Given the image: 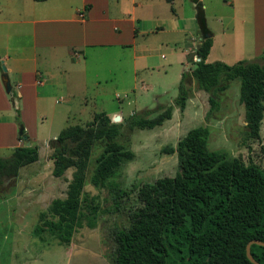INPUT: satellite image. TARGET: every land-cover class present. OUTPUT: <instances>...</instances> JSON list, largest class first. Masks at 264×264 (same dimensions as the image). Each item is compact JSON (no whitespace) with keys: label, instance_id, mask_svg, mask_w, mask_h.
Returning a JSON list of instances; mask_svg holds the SVG:
<instances>
[{"label":"trees","instance_id":"obj_1","mask_svg":"<svg viewBox=\"0 0 264 264\" xmlns=\"http://www.w3.org/2000/svg\"><path fill=\"white\" fill-rule=\"evenodd\" d=\"M190 1L198 28L207 31L201 4ZM210 45V37L199 40L193 51L198 60L192 61V69L181 73L172 104L130 114L116 122L104 112L93 113L89 121L67 125L50 139V173L65 180L66 189L62 198H53L37 212L33 237L67 244L78 228L84 224L94 226L98 202L83 186L96 146L100 151L88 183L95 189L110 187L114 191L112 208L118 209V200L127 191L110 180L134 156L117 140L121 129L157 128L171 118L173 106L182 112L189 91L187 76L199 89L211 93L224 89L227 81L236 80L245 134L259 139L264 119V62H206ZM8 95L12 103L18 100L13 87ZM208 101L211 108L216 106L213 94L208 95ZM207 134L206 126H195L179 136L174 146L162 147L163 152L176 153L177 171L173 176L133 187L136 206L126 215L127 225L110 231L111 264H252L245 257L244 246L253 239L264 242V169L208 149ZM37 159V147L32 144L16 146L8 157H0V197L8 194V190H2L4 183L15 179L19 168ZM69 168L71 176L65 178ZM249 252L264 264V246L250 244Z\"/></svg>","mask_w":264,"mask_h":264},{"label":"rangeland","instance_id":"obj_2","mask_svg":"<svg viewBox=\"0 0 264 264\" xmlns=\"http://www.w3.org/2000/svg\"><path fill=\"white\" fill-rule=\"evenodd\" d=\"M201 1L205 6L203 11L208 25L216 34L206 62L232 64L240 59L264 62V48L253 55L246 36L217 34V16L228 11L225 4L228 0ZM174 2L181 31L141 34L133 44H126L128 46L122 48H87L84 58H81V90L75 91L76 95L70 103L58 101L61 93H50L37 108L32 122V117L29 121L25 119L28 134H34L35 139L31 144L37 147L38 159L19 168L15 179L5 182L2 187V190H8V194L0 197V264H111L110 231L127 225L126 215L136 206V190L133 187L175 174L176 153L163 152L162 147L174 146L179 136L192 127L206 126L208 149L220 150L228 158H237L244 164L251 162L264 169V119L259 126V139L248 138L243 126V107L238 101V82L229 80L224 89L211 93L199 89L187 76L185 82L189 91L182 112L173 106L171 118L157 128L121 129L117 140L125 148L131 149L134 156L110 180L127 191L118 200V209L112 208L114 191L110 187L95 189L88 183L95 157L100 151L96 146L89 158L87 181L83 186V190L95 195L98 202L94 226L84 224L73 233L67 244L48 237L40 241L32 236L37 212L43 210L53 198H62L65 194L66 182L51 175V162L48 159L49 141L61 128L84 124L97 112L110 114L116 110L119 112L117 121H121L130 114L172 104L181 73L193 67L192 54L199 42L195 39L197 24L192 2ZM159 23L164 25V21ZM143 27L144 30H153L148 26ZM228 32L231 33V30ZM123 38L129 40L127 35ZM187 53L190 54L188 59ZM135 54L140 57L133 59ZM5 94L11 116L2 117L0 121L12 122L17 134L18 124L23 121L20 117L21 106L18 100H13V104L9 95ZM209 94H213L216 101L213 108L208 101ZM115 115L109 117L111 121ZM21 143L24 144V141ZM9 155L10 151H0V157ZM71 172L72 169H67L64 177L70 178Z\"/></svg>","mask_w":264,"mask_h":264},{"label":"crops","instance_id":"obj_3","mask_svg":"<svg viewBox=\"0 0 264 264\" xmlns=\"http://www.w3.org/2000/svg\"><path fill=\"white\" fill-rule=\"evenodd\" d=\"M174 1L0 0V60L18 97L26 132L25 119L29 121L32 117V122L37 108L50 93H61L58 101L70 103L75 91L81 90V58L87 48H122L133 44L141 34L181 31ZM197 1L203 11L205 6L201 0ZM226 3L228 11L217 16V34L244 35L253 55L259 54L264 48V0H228ZM203 15L207 31L202 32L197 26L195 39L199 41L201 35L208 34L210 51L216 34L209 27L204 11ZM160 21H164V25ZM143 26L153 30H144ZM126 35L128 41L123 40ZM138 57L140 55L135 54L133 59ZM1 73L0 68V118H5L11 116V110ZM114 114L119 115V112L115 110L106 115ZM33 135L27 132L30 144L35 139ZM21 141L12 122L0 121V151L11 153Z\"/></svg>","mask_w":264,"mask_h":264},{"label":"water","instance_id":"obj_4","mask_svg":"<svg viewBox=\"0 0 264 264\" xmlns=\"http://www.w3.org/2000/svg\"><path fill=\"white\" fill-rule=\"evenodd\" d=\"M203 37H208V34L201 35V38H203ZM0 62H1V70H2V73H1L2 85H3L4 92L8 94L10 92L11 85H10L9 80H8L6 73H5V67L2 64L1 60H0ZM118 119H119V116L115 115L113 117L112 121L116 122ZM17 135L20 137V139L22 141H24V146L30 145V140H29V138L25 132V129L21 123L18 124ZM250 244H257V245L264 246V242L257 240V239H253V240H249L244 246L245 257L248 259V261L251 262L252 264H259L256 260L253 259V257L251 256V254L249 252Z\"/></svg>","mask_w":264,"mask_h":264},{"label":"built area","instance_id":"obj_5","mask_svg":"<svg viewBox=\"0 0 264 264\" xmlns=\"http://www.w3.org/2000/svg\"><path fill=\"white\" fill-rule=\"evenodd\" d=\"M194 60H198V58H196V57L194 56Z\"/></svg>","mask_w":264,"mask_h":264}]
</instances>
